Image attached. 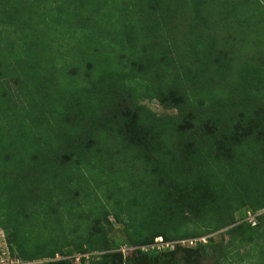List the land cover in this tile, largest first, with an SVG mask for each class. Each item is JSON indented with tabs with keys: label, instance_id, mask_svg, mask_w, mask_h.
<instances>
[{
	"label": "trees",
	"instance_id": "16d2710c",
	"mask_svg": "<svg viewBox=\"0 0 264 264\" xmlns=\"http://www.w3.org/2000/svg\"><path fill=\"white\" fill-rule=\"evenodd\" d=\"M255 1L0 0V231L12 260L264 264ZM156 237L173 248L149 247Z\"/></svg>",
	"mask_w": 264,
	"mask_h": 264
},
{
	"label": "rangeland",
	"instance_id": "374dc122",
	"mask_svg": "<svg viewBox=\"0 0 264 264\" xmlns=\"http://www.w3.org/2000/svg\"><path fill=\"white\" fill-rule=\"evenodd\" d=\"M236 1V0H235ZM260 1V3L261 4H263V6H264V2L262 1V0H259ZM250 3H251V5H258L257 3H256V1L255 0H250ZM259 7L257 6V9H258ZM255 12H257V10L255 9ZM255 12H253L252 13V15H254L255 14ZM255 16V15H254ZM262 16H264V13L262 14ZM260 18V17H259ZM259 31H260V29H259ZM251 34H252V36H254L255 35V29H251ZM148 106L151 108V109H153L154 111H156V112H163V110L160 108V106L158 105V104H156L154 101L153 102H150V103H148ZM170 113H176V111L174 110V111H172V112H170ZM110 220H111V222L113 223V226L114 227H118V224H116L113 220H112V218H110ZM254 222V221H253ZM221 231H223V230H220V231H216V232H214L213 234H211V236L213 237V238H215L216 239V241H218L219 239H227L226 237H227V235H225V234H223ZM120 232L117 230V231H115V234L117 235V234H119ZM199 239V241H201V242H206V240H207V237L206 236H200V237H198ZM183 247H186V246H191V245H185V244H183L182 245ZM174 247H175V245H174ZM0 248H3L4 249V245H3V234H2V232L0 231ZM123 249H124V252L126 251V249H129V247L128 246H125V247H122ZM173 248V247H172ZM172 248H169V249H172ZM128 251V250H127ZM74 258L76 257V256H73ZM206 258H207V262H205V261H199L201 264H213V261L211 260V258L209 257V256H206ZM1 261V260H0ZM74 261L75 262H77L78 260H76V258L74 259ZM2 263H3V259H2ZM236 264H243V262H238V263H236Z\"/></svg>",
	"mask_w": 264,
	"mask_h": 264
},
{
	"label": "built area",
	"instance_id": "2783aa9c",
	"mask_svg": "<svg viewBox=\"0 0 264 264\" xmlns=\"http://www.w3.org/2000/svg\"><path fill=\"white\" fill-rule=\"evenodd\" d=\"M253 216H254V214L252 215L250 212H247V214H246V219L248 220V221H250L251 223H253ZM178 243L179 244H191L192 243V240L191 239H183V240H179L178 241ZM144 246H142V248H143ZM149 247H151V248H156V249H163V248H172L173 247V243L172 242H167V241H163L162 239H161V237H156V238H154V240H153V243L151 244V245H149ZM132 247H129V249H131ZM120 250L123 252L124 251V249L121 247L120 248ZM84 256H86V255H84ZM76 258V260H77V258H78V256H76L75 257ZM2 259H3V263H2ZM0 264H19V262L17 261V260H12L11 258H10V256L8 255V252H7V250L5 249V247H4V249L3 248H0Z\"/></svg>",
	"mask_w": 264,
	"mask_h": 264
}]
</instances>
